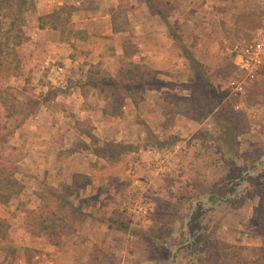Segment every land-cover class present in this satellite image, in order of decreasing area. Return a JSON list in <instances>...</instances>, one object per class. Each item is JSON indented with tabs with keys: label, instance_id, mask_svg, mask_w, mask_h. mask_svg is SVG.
I'll return each instance as SVG.
<instances>
[{
	"label": "rangeland",
	"instance_id": "1",
	"mask_svg": "<svg viewBox=\"0 0 264 264\" xmlns=\"http://www.w3.org/2000/svg\"><path fill=\"white\" fill-rule=\"evenodd\" d=\"M146 2L152 12L162 13L161 18L153 16L145 0H119L111 9L114 27L126 33L123 38L118 36L117 43L128 39L130 45L124 44L127 55L121 56L112 77L119 84L118 89L82 90L80 95L78 88L86 74L98 72L99 76L110 77L104 60H99L96 67L87 63L79 65V71H74L71 78L63 82L65 95L52 104H46L41 87L46 85L47 75L41 74L43 79L28 75L17 85L9 83L10 77L0 75V90L10 95L8 102L13 106L11 110H0V125L4 127L0 128V164L3 175L13 176L21 186L20 193L12 196L6 205L0 203V264H41L40 259L35 260L37 252L30 246L23 222L27 213L40 205L66 212L64 204L51 196L55 194L85 215L70 218L73 231L63 242L69 244L68 248L78 247L79 251H64L60 264H87L91 258L90 264H205L207 242L217 246L210 257L214 258L212 263L216 261L218 250L225 246L236 247L234 251L227 249L226 256H221L222 263L230 264L235 252L254 247L247 245L250 236H256L258 230L264 231L258 227L259 223L255 228L251 221L254 209L264 211V71L239 98H228L225 90L226 81L238 74L225 48L238 41H250L261 28L264 8L255 16L239 17V30L202 32L200 37L191 31L183 33L181 25L169 19L174 8L171 4L164 0ZM141 9L149 12L141 13ZM147 27L156 33L155 39L161 44L160 50L156 52L153 48L150 52L162 58L150 60L147 56L140 57L138 51L131 55V47L140 44L141 32ZM67 31V36L79 37ZM171 34L176 35L182 45L183 34L191 38V44L186 42L183 46L203 65L221 100L225 118L218 115L219 112L201 121L189 118L192 110L183 104V98H187L193 88V84L188 83L191 70L181 44L175 42ZM222 38L227 40L226 44L222 43ZM111 50L115 52L114 48ZM152 73L169 87L156 93L132 89L137 81L148 79ZM21 76L25 73H19L18 77ZM113 98L120 107L116 116L111 115L113 107L117 108ZM63 99L68 102H62ZM45 104L47 111L42 107ZM38 115L43 120L39 136L50 135L53 142L49 138L36 142L35 130H23L27 119ZM29 131H33L31 138L25 135ZM87 132L98 139L99 145L115 142L130 145L135 150L117 163L97 157L93 160L92 150L97 146L86 137ZM46 142L48 147H43L41 143ZM192 142V147L200 146L206 157L196 163L197 167L184 156L190 168L185 171L181 159L180 163L174 161L178 167L172 168L168 165L172 153L162 158L167 166L162 172L153 170V150L176 151L178 159L186 148L182 144L190 146ZM36 143L41 147L34 149ZM140 150L148 151L147 159L140 160L135 155ZM195 154L200 153L193 152L191 157ZM137 162L144 166L137 169L142 186L133 173L131 177H118L119 172L107 169L123 163L127 171L131 167L134 172ZM48 166L52 170L45 168ZM82 168H89V173L95 171L101 189L85 191L91 178L84 170L77 172ZM104 168L110 173L107 176H104ZM118 169L123 170V166ZM138 207L146 209L144 216L137 213ZM119 223L123 226L121 230L116 228ZM108 225L112 228H107Z\"/></svg>",
	"mask_w": 264,
	"mask_h": 264
},
{
	"label": "crops",
	"instance_id": "2",
	"mask_svg": "<svg viewBox=\"0 0 264 264\" xmlns=\"http://www.w3.org/2000/svg\"><path fill=\"white\" fill-rule=\"evenodd\" d=\"M117 1L119 2V0H95V2H91V0H35L34 10L26 14L25 34L28 39L27 42H25L21 46L20 73L24 72L25 76L10 77L11 81L9 83L13 82L15 85H17V83L21 82L23 79L28 78V75L29 76L35 75L37 79L40 78L43 79L44 76L41 74L47 75L46 80L49 83L46 82V85L41 87L44 88L43 91L45 92L44 94H46L49 90L57 91V95L54 97V99L46 102V104H48L49 102H51L52 104L54 100L56 101L59 97L65 95L66 92H64L65 88L63 86L64 84L63 82L66 81L67 78H71L74 71L76 70L77 72L79 71L78 70L79 65L87 63L90 64L91 66H95V64L99 63V60H104L105 64L108 65V67L105 69L106 73L110 77H114L118 68V62L124 56L123 43L122 41H120V43L118 44L117 38L118 36H121V38H123L122 36H126L125 31H120L119 29L115 28L113 25L111 9L114 6H117L116 3ZM164 2L167 4H171L174 7L172 9L169 19L171 18L174 22H177L179 27L181 25V30L183 33L191 31L194 34H198L200 37L202 36V32L207 33V32H213L215 30V31H222L223 33H229L232 31L239 30L240 27L237 24V22L239 21L238 19L239 17L255 16L258 10H262L264 8L262 0L261 2L258 0H164ZM260 5L262 8L260 7ZM61 6H71L74 8V11L70 16L69 21L70 24L73 25L75 30L81 31L83 33L84 35L83 40L79 38H74L73 36L63 38L61 37V32L59 28H52L49 25H46L44 27H39V23H38L39 17H45L47 15H50L51 13H53V11H55L57 8ZM193 9H195V12L191 11ZM141 10H142L141 13L149 12L147 9L146 11H144L145 9L144 10L141 9ZM153 16L159 18L157 15H153ZM263 21H264V14H263ZM185 23L187 25H185ZM113 28H115L117 31H114ZM161 29L162 27L159 28V31ZM141 34L142 37L140 40V44H138L137 46L135 45L136 52L137 51L139 52L140 57L147 56L150 58V60L155 59L158 53L155 55L150 52V49L154 48L155 51L157 52V50L158 49L160 50L161 48V44H159L158 41L155 39L156 33H154L153 30L147 27L146 30L145 29L142 30ZM183 38H184L182 41L183 45H185L186 42H190L191 44L192 40L191 38H187L186 34H183ZM221 41L222 43H225L227 40L222 38ZM166 42L167 41H165V44ZM197 46H200V44L198 43ZM113 48L115 49V52L111 50ZM157 58H162V57L158 56ZM201 61L206 63L207 60H201ZM56 62L58 65L54 66ZM87 75L88 74H86L83 77L84 82L87 78ZM34 78L35 77H33V79ZM78 89L81 95V89L80 88ZM147 92L156 93L158 91L147 90ZM68 97L69 96H67L66 99H68ZM62 102H68V100L66 101L63 99ZM46 104L42 106L45 107L44 111H47ZM123 110L126 111V108L124 107ZM41 124H43V120L40 118L39 115L35 117L31 116L24 123L23 130L25 132L28 131L29 129L35 130V132L38 133V136L35 139L33 138L34 140H37L36 142L44 138H49V140L53 142V139L49 137L50 135H47V137L42 136V138L41 136H39V130L41 129ZM174 130L176 131V129ZM32 132L33 131H29L25 135L28 137L30 136L31 138L33 137ZM48 142L41 144L43 145V147H46L48 145ZM37 144L38 143L34 144L33 146L34 149H36L37 147L38 148L41 147L38 146ZM184 144L186 148L183 149L184 150V152H182L183 155L182 156L179 155L181 156V158L177 159L178 156L175 158L176 151L171 153L169 151V154L173 153V155H172V161L170 164L168 162V165H170L172 168L173 166L178 167V165H176L175 163L176 162L180 163V159H181L182 163L185 164L184 166L185 171H187L190 167L187 166L188 162H186L184 160L185 158L182 157L186 156V159H190L191 161H194L195 167H197L196 163L203 162L206 159V157L204 155V151L202 153V151L200 150L201 147L198 146L197 144L194 145V147H192L193 142L188 144L190 146H187L186 143H183L182 147L184 146ZM146 152L148 153V151ZM146 152H142V150H140L135 155H138L139 159L141 160V158H146L147 156ZM193 152L200 154L199 155L195 154V157L192 158L191 153ZM132 155L134 154L132 153ZM30 156L31 155H29L28 157ZM88 156L91 158V155ZM34 158L40 159L37 157ZM41 158H43V161L46 162L44 156ZM92 158L93 160H96V157H92ZM139 165H140L139 162H137L134 172L131 171V167L130 170L127 171L126 170L127 168L125 169L123 163L120 164V167H113V168L110 167L111 169L110 168L107 169H109V172H113V173L119 172V175L116 174V176L118 177H120L121 175L129 177L131 173H133L132 175H134L133 177H135V180H137L136 182L141 185L142 182L139 181V177H138L139 173L137 174V169H140V167L143 168L144 166L143 164H141L140 166ZM202 165H204V163H202L201 166ZM86 166L89 167L90 165L87 164ZM122 166H123V170L120 169L121 171H119L118 168H121ZM153 166H154L153 170H155L156 172L163 171L162 169L157 168L158 167L157 164L156 166L155 165ZM45 168L46 169L50 168L52 170V168L49 166ZM107 169L106 168L103 169L104 176L110 174L108 173ZM82 170H84V173L88 178H91L89 179L90 182L87 185L85 191L89 193L93 190L101 189L99 183L96 182L97 177H95V171L92 170L93 173H89V168H86V170L85 168H82L81 171L79 169V171L77 172L80 173L82 172ZM200 170L203 174H206V171L205 172L203 171L205 170L203 167H200ZM58 171H59V167H57V173ZM100 177L98 176V178ZM98 206H101V202H98ZM81 208H80L81 210L85 209V207L83 206ZM27 237L28 238L30 237L31 248H33V250L37 252V256L35 257V260L40 259L41 264H60L59 261L64 251L67 250L73 252H76V250L79 251L78 247L76 246L73 247L70 246V248H68L69 244H65L63 242L64 238L62 239V243L60 247H55L47 244L43 240V238L42 239L33 238L31 237V235L28 236V233H27ZM33 239H37V240L34 241ZM241 239L243 240V237H241ZM42 240L43 243L40 242ZM233 241L238 242L236 240ZM247 245L254 247H261V246L264 247V236L261 237L250 236L249 239H247Z\"/></svg>",
	"mask_w": 264,
	"mask_h": 264
},
{
	"label": "trees",
	"instance_id": "3",
	"mask_svg": "<svg viewBox=\"0 0 264 264\" xmlns=\"http://www.w3.org/2000/svg\"><path fill=\"white\" fill-rule=\"evenodd\" d=\"M146 6L149 11L152 12V8L148 2H146ZM35 7V0H0V75L4 77H16L20 73L21 69V46L27 42V36L25 34V26H26V14L33 11ZM74 11V8L71 6H61L57 8L53 13L47 15L45 17H39L38 23L39 27H44L46 25L51 26L52 28H59L61 32V37L66 38L69 37L66 35L69 33H74L77 36L75 38H79L81 40L84 39V35L81 31L75 30L73 25L70 24L69 18ZM153 15H157L160 17L162 13L160 11L152 12ZM161 18V17H160ZM114 25V24H113ZM168 27V26H167ZM66 28V29H65ZM68 28V29H67ZM116 28V27H115ZM113 28L114 31H117ZM172 39L180 43V40L176 35L171 34ZM124 44L129 45V40L125 39L123 41V51L124 55L126 54V48H124ZM130 46V45H129ZM131 55L136 53V46H132ZM181 49L183 51L184 58L189 64L191 70V76L189 78V82L192 85V91L187 98H183V104L189 105L191 107L192 113L189 117L195 121H201L206 119L209 116L215 114V112H219L218 115H221L225 118L226 115L221 111V100L218 96V93L211 85L208 75L205 72V69L202 64H200L195 58L191 57L189 52L185 49V47L181 44ZM231 61L233 58L231 57ZM134 68H137L136 65H131ZM96 67V66H92ZM148 79L137 81L136 85L132 86L133 90H162L164 88L169 87L167 83L158 79L154 73H152ZM109 88V89H118L119 84L112 77H102L99 76L98 72L90 73L87 75L85 82L81 85V93L82 90H92V91H100L101 88ZM131 88V87H129ZM9 90L11 88H8ZM12 91V89H11ZM57 95L56 90H49L45 94V101H51ZM85 95V94H84ZM49 96V97H48ZM47 97V98H46ZM8 98L10 95L6 92L0 90V110H11L13 106H11L10 101L8 102ZM113 98V105L116 104L118 106L117 101ZM113 111L111 113L112 116H116L118 111H120V107H113ZM11 116V115H10ZM0 128H4L1 127ZM17 128V127H16ZM86 137L89 139L91 143L96 144V148L92 150V154L99 158L106 160L110 163H117L121 160V158L133 152L135 149L126 144H120L115 142H105L102 145H99L98 139H96L91 133L87 132ZM85 150H88V145L86 143L83 144ZM2 166L0 164V203L6 205L12 196H16L21 191V186L14 177L9 176L5 177L3 175ZM55 199H59L60 203L64 204L66 208V212H61L59 210H50L46 206H38L35 210L29 211L24 219L23 225L27 232L35 238H44L47 243L51 246L60 247L62 243V239L68 236L72 231V225L70 224V218L75 217V215L85 216L83 213L75 210V208L68 202L63 201L62 196L60 195H51ZM258 209V208H257ZM253 210V216L251 221L254 223L253 226L257 228L262 227L264 229V211L261 210ZM108 228H112L111 225H108ZM118 230L123 228L122 223H119L116 227ZM256 236H264V231H256ZM217 246L211 243L206 244L207 251V259L205 260V264H227V262L222 263V255L226 256L227 249H233L234 251L236 247L234 246H225V249L219 251L215 255L216 261L214 263L213 252ZM248 251L251 254H248ZM221 252V253H220ZM232 253V252H230ZM252 255L250 259L246 257ZM232 260L230 264H264V247H253L252 249H247L246 247L243 250H239L231 256ZM91 259L87 261V264L91 263ZM211 262H209V261ZM209 262V263H207Z\"/></svg>",
	"mask_w": 264,
	"mask_h": 264
},
{
	"label": "built area",
	"instance_id": "4",
	"mask_svg": "<svg viewBox=\"0 0 264 264\" xmlns=\"http://www.w3.org/2000/svg\"><path fill=\"white\" fill-rule=\"evenodd\" d=\"M264 5V0H262ZM226 44V43H225ZM225 51L233 58L232 64L234 70L237 71L235 77L229 78L225 83V90L228 98L236 99L241 97L249 84L255 82L264 71V21L250 41H239L231 47L227 45ZM152 151L153 165L158 169L165 167L162 158L168 151ZM167 156V155H166ZM146 209L141 207L137 209V213L141 216L146 214Z\"/></svg>",
	"mask_w": 264,
	"mask_h": 264
}]
</instances>
